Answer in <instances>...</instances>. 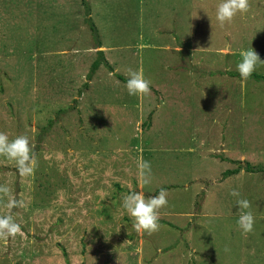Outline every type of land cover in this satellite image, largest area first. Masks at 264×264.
<instances>
[{"label":"rangeland","instance_id":"1","mask_svg":"<svg viewBox=\"0 0 264 264\" xmlns=\"http://www.w3.org/2000/svg\"><path fill=\"white\" fill-rule=\"evenodd\" d=\"M83 1L0 0V132L28 136L38 161L21 176L0 157V216L21 227L0 238V264H264V172L223 176L264 167V82L236 69L241 49L264 60V0L222 26L217 0H85L101 48ZM98 51L112 72L89 80ZM129 69L147 95L127 94ZM165 187L159 230H132L121 194Z\"/></svg>","mask_w":264,"mask_h":264},{"label":"clouds","instance_id":"2","mask_svg":"<svg viewBox=\"0 0 264 264\" xmlns=\"http://www.w3.org/2000/svg\"><path fill=\"white\" fill-rule=\"evenodd\" d=\"M249 9V0H217L214 9L215 20L219 25L231 23L237 14H244ZM207 14V13H206ZM208 16V15H207ZM209 17V16H208ZM240 60L236 65L241 81H246L259 65H264L258 54L252 47L241 49ZM124 87L129 96L141 97L150 92L149 81L144 77L142 70H128V76ZM0 157L14 162L16 171L21 176L34 174L38 161L36 154L26 135H18L12 139L0 132ZM140 182L149 184L152 177L151 163L147 160H140L137 165ZM9 189L6 185L0 184V194L7 195ZM236 197L237 226L242 234L251 232L254 228L255 217L248 199L240 198V193L235 189L229 193ZM167 190L161 188L156 195L147 196L139 191H129L120 196L119 207L131 218V229L137 233L146 232L152 234L159 230L160 210L166 207ZM23 201L9 199L7 207H22ZM128 230V229H127ZM21 232V227L11 215L0 216V238L15 237Z\"/></svg>","mask_w":264,"mask_h":264},{"label":"trees","instance_id":"3","mask_svg":"<svg viewBox=\"0 0 264 264\" xmlns=\"http://www.w3.org/2000/svg\"><path fill=\"white\" fill-rule=\"evenodd\" d=\"M83 3L87 7V9H86V15L88 16L87 17V21L90 22L91 30L93 31V33L97 37V48H101V42L99 40V35H98L97 28L92 23V21H91V19L89 17L90 16V9H89V7H88V5H87L85 0L83 1ZM102 65L105 66L107 69H109L112 72V67L109 64V62L106 60L104 52L103 51H98V59L93 62L92 66H91L90 73L88 75V79L89 80L92 79L93 75L99 70V68ZM231 74L233 76H238L237 73H231ZM116 76L122 83H125L127 77H124L123 75H116ZM250 78H253V79H255L256 81H259V82H264V75H259V74L252 73ZM85 86H88V85H85ZM241 170H245L247 173H251V174H253V173H261V172H264V167H260V166L254 167V166H251L249 163H246L245 166H241L240 165L236 169H231V170L226 171L223 174V176H224V178H227L229 176L237 175V174L240 173ZM164 189L169 190L170 188L165 187Z\"/></svg>","mask_w":264,"mask_h":264},{"label":"crops","instance_id":"4","mask_svg":"<svg viewBox=\"0 0 264 264\" xmlns=\"http://www.w3.org/2000/svg\"><path fill=\"white\" fill-rule=\"evenodd\" d=\"M157 36H160V35H158V34H156ZM165 36H170V37H176V36H180V35H175V34H168V35H165Z\"/></svg>","mask_w":264,"mask_h":264}]
</instances>
